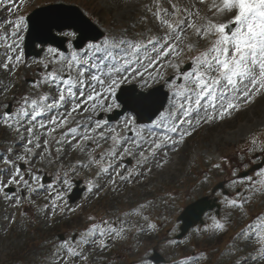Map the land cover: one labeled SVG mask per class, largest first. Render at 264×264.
<instances>
[{
  "label": "snow or ice",
  "instance_id": "snow-or-ice-1",
  "mask_svg": "<svg viewBox=\"0 0 264 264\" xmlns=\"http://www.w3.org/2000/svg\"><path fill=\"white\" fill-rule=\"evenodd\" d=\"M24 2L0 0V8L11 15ZM163 2L169 7H164L162 0L145 5L154 18L155 34L150 28L147 35L141 33L139 38L125 31L85 42L78 30L63 31L59 34L72 38L67 41V48H45V41L40 40L36 47L44 55L31 64L27 60L25 34L32 31L36 22L26 15L0 21V69L15 75L21 66L34 64L40 72L31 83L34 92L16 99L15 109L0 103V127L19 138L15 147L7 149L8 155H0V198L19 208L25 202L33 204L34 196L46 192V219L75 213L81 205L70 207L66 191L74 186L72 177L80 176L78 168L98 169L95 177L86 181L88 193H98L104 187L102 180L112 186L117 181L131 183L143 174L139 169L147 167L161 150L165 156L168 148L176 151L193 134L194 126L223 120L239 111L241 103L250 104L256 97L264 96V0H194L192 5L183 7L180 0ZM206 4L211 15L200 14L198 5ZM40 24L48 34L52 29L73 27L57 18ZM191 36L207 40L208 45L189 56L194 51ZM185 64L189 67L185 68ZM165 86L167 91L162 92ZM7 87L0 91L6 93ZM42 87L48 91L40 93ZM142 120L148 123H141ZM104 144L109 147L97 153ZM251 144V153L264 154V144L257 148L255 139ZM16 147L21 151L17 152ZM69 148L85 154L87 161L66 169L61 164L53 182L41 183L38 170L33 168L37 159L41 164H55ZM125 158H135V164L126 167ZM213 167L219 169L221 165ZM243 167V175L238 169L231 173L230 187L235 198L227 193L217 194L223 196L229 209L243 210L251 202L249 192L264 194V159H245ZM150 206L151 202L141 203L124 214L140 217L143 225L128 226L127 220L119 217L101 219L61 240L50 251L53 264H90L88 249L105 251L110 242L124 240L133 230H155L157 224L147 211ZM218 216L210 217L211 228L223 232L226 224ZM88 220L95 218L89 216ZM207 230V225L201 229ZM250 244L256 247L243 251ZM232 252L231 264H264V213L240 229L233 238ZM200 257L208 259L201 252L193 264Z\"/></svg>",
  "mask_w": 264,
  "mask_h": 264
},
{
  "label": "rangeland",
  "instance_id": "rangeland-1",
  "mask_svg": "<svg viewBox=\"0 0 264 264\" xmlns=\"http://www.w3.org/2000/svg\"><path fill=\"white\" fill-rule=\"evenodd\" d=\"M37 2H43L45 0H36ZM35 1V2H36ZM71 0H56V2H64V3H69ZM73 1V0H72ZM91 1V0H90ZM78 6L81 7L82 3L81 0H77ZM97 4L102 8L96 15L98 19H96V23L98 26L102 27L103 29L106 28L107 35H112V34H122L125 33V31H128L129 34H133L134 30L137 26L140 25L139 32H136L134 34L135 36L139 38V35L141 33L148 34V29L152 28V31L156 33V29L153 27L155 21L154 18L151 16L150 13L146 11L145 5H152V0H96ZM189 6L192 5L194 0H188ZM163 5L167 4L166 2H163ZM83 6V5H82ZM181 6H184V4H181ZM98 7V6H97ZM200 8V14L205 11L207 8L206 6L203 5H198ZM153 9L154 5H153ZM4 14L3 20H6L8 17V12L7 10L0 12V16ZM94 14V12L92 13ZM105 14V15H104ZM110 16V17H109ZM111 20V25H107L108 22ZM108 26V27H107ZM147 26V27H146ZM121 28L123 30H121ZM145 28V29H144ZM191 40V38H190ZM200 41H191L194 44V49H199V48H205L207 43L205 40L198 39ZM202 43V44H201ZM31 64V62H29ZM34 65V64H33ZM32 65V66H33ZM32 68L31 67H26L25 71H22V74L25 75H30L28 71H30ZM23 77V78H24ZM22 78V81H23ZM23 84H25L23 82ZM7 85V91L5 94L6 98L10 97L11 93H14L13 89V76L9 73L4 72L2 69H0V89H3ZM264 121V97L260 99L251 109L248 111H245L241 114L238 115L236 120H233L231 122H225V124H214L212 126H209L205 129H201L198 131L197 134H195L192 137V143L191 145H187L185 147H182L180 151L177 154L178 162H179V167H180V173H185L188 168H187V159L184 154L191 153L192 154H198V155H203L208 151V153L212 154L214 151V148L216 150V154L218 155V149L219 147H223L224 149H227L228 147L225 145H229V143H237L241 141V139H244L246 135H248L250 132L253 131V129H262L264 128L263 125ZM223 124V125H222ZM250 125V128L248 130L243 131V128L246 125ZM242 128V129H241ZM258 131V130H257ZM3 132V131H0ZM245 132V133H244ZM244 133V134H243ZM196 136H198L196 138ZM195 141V143H194ZM172 150L171 148L167 149V156L164 155L163 152V157H159L157 160L159 161H166L168 158V153H170ZM245 156L247 154V150H244ZM240 159V161L244 162L243 160V154L240 153V155H235ZM234 154H230V159L234 160ZM191 158V157H190ZM87 159L82 158L78 162H86ZM68 159L66 156H63L62 160L56 161V163L60 164L64 163L65 165H68ZM237 162V161H236ZM45 167L49 166L52 167V165H49L47 162L43 164ZM150 164H148V169ZM239 167L243 166V163L241 165H238ZM145 167L144 169L146 170ZM33 168L35 170L40 169L38 160L34 163ZM200 173L201 171L197 167V165H193L190 169ZM144 169H142L141 173H144ZM146 170L148 174V179H150V183L148 185H151L153 187V190H157L159 187H174L175 182L181 177V176H175L174 171H170L169 173H162L161 175L155 174L154 171H148ZM189 170V171H192ZM143 175V174H142ZM140 175L139 177L135 178V181H132L131 183H121L117 181V184L111 187L107 186V181L102 180L101 183L104 184V187L101 189V193L99 194L98 198L93 201L92 199L89 203H86L82 211H92L94 209V204H97L98 200L100 199V196L102 194V191L104 190H110L109 195H108V205L111 206V209H115L119 204L123 203L128 206L133 204L134 202H137L139 204L145 203L147 204L148 202H151V206L147 211L150 210L152 207L153 201L151 200V195L152 191L151 186H148L147 188L143 189V185L145 183V176ZM194 175V174H193ZM195 177V175H194ZM30 179V178H29ZM137 183H142L137 185ZM184 192V190H183ZM124 193V194H123ZM199 194L198 192H195ZM47 195L46 192H41V194L34 196L33 204H28L24 203L23 205L19 208L13 207L9 202L3 200L0 198V264H53L52 257L50 255V251L53 250V245L58 244L59 242L56 240V235L59 233H63V225L67 222L71 223V228L72 232L68 236V238L75 232H81L82 230V225L80 226V223H77V217L73 216V214L65 213L64 215L61 216V218H58L54 220V217L51 219H46L45 214H44V205L48 203L47 200H45V196ZM121 198L120 201L118 199ZM189 197V196H188ZM187 198V197H186ZM115 202H114V201ZM255 201H258L255 199ZM160 205L165 206V202L163 199L159 200ZM70 207H73L69 205ZM96 206V205H95ZM139 206V205H138ZM138 208V207H137ZM20 211V214L17 213ZM23 213V214H22ZM25 213V214H24ZM84 212H81L82 214ZM99 213H103V211H99ZM112 212L110 213V215ZM33 216V224L31 223L28 224V217L27 216ZM48 215L50 216L51 213L49 212ZM110 215H108V218H110ZM16 217V218H15ZM83 214L81 215V218H83ZM111 217L113 219L119 218H124V216L116 215V213L112 214ZM71 218V219H70ZM69 219V220H68ZM75 220V221H74ZM83 220V219H82ZM209 221V218H208ZM130 219H127L128 226H130ZM144 224V221H141V225ZM161 225V224H160ZM159 225V226H160ZM32 226V227H31ZM34 227L36 229H34ZM13 231L14 234H18V236H11L10 234L7 235L9 232ZM205 231H202V233ZM194 235H196L194 233ZM37 239L40 238V246H27L25 247L24 244L27 240L29 239ZM137 239V236L135 237ZM156 236L150 237L152 241H154ZM194 238L192 239V243L195 241H199L200 238L197 237H191ZM45 240V242L42 244V241ZM121 241V240H120ZM118 241V242H120ZM111 243V242H110ZM136 244V240L134 242ZM202 246V244L200 243ZM136 246H141V243L137 244ZM110 247V246H109ZM174 245L172 246V248ZM122 248L127 249L126 245H123ZM109 249V248H108ZM105 251H99V250H92L88 249V254L90 256V263L91 264H103V263H108L106 260L109 254V250ZM169 257L172 258L174 261H176L178 256H176V253L174 250L170 251ZM16 253H23L27 255L28 259L25 261H17L18 259L16 258L17 255ZM150 254V252H148ZM122 255L117 254L115 257L117 258V262L115 264H121L120 257ZM138 256V255H137ZM142 258L145 257V255H141ZM137 259V258H136ZM135 259V260H136ZM133 264V261H131ZM127 263V264H129ZM177 263V262H176ZM216 263V262H215ZM193 264V263H192ZM224 264V263H220Z\"/></svg>",
  "mask_w": 264,
  "mask_h": 264
},
{
  "label": "water",
  "instance_id": "water-1",
  "mask_svg": "<svg viewBox=\"0 0 264 264\" xmlns=\"http://www.w3.org/2000/svg\"><path fill=\"white\" fill-rule=\"evenodd\" d=\"M41 13L42 12H38V13H35L34 15H32L31 17H29V19L31 21H34L36 23H35V26L33 27L32 31H30L28 34L27 45H32L33 42H35V41L40 42V40H44L45 42H54L51 35L48 33H45L41 24H40V21L51 18L54 15L52 13L48 14V15H40ZM60 20H64V21L72 23V25H73L72 28L80 31L81 35H83V29L87 28V22L84 19H82L79 16V14L73 9H70L69 13H66L64 18H61ZM60 29H63V28H60Z\"/></svg>",
  "mask_w": 264,
  "mask_h": 264
}]
</instances>
